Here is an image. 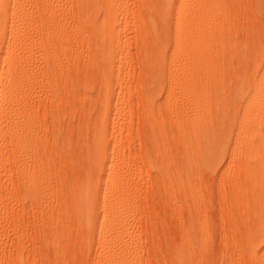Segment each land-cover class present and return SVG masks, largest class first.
<instances>
[{
    "label": "rangeland",
    "instance_id": "obj_1",
    "mask_svg": "<svg viewBox=\"0 0 264 264\" xmlns=\"http://www.w3.org/2000/svg\"><path fill=\"white\" fill-rule=\"evenodd\" d=\"M194 1V5L201 6L200 10L197 8L198 13H196L194 22L199 30V37L215 35L216 40L211 43L210 47L212 48L209 49V55L199 50L195 37L190 41V73L193 74V78L190 79V106L187 103V109L182 106L171 117L164 115V111H161L163 108H160L163 104V107L166 108V101L170 98L168 99L166 95L160 98L148 95L145 97L146 93L142 90L144 88L140 85L142 80L140 83L139 80L143 79V75H145V56L157 58L160 53H168L169 49L168 56H172L175 40L178 38L175 32L177 10H174L173 15L168 12L167 16L161 15L163 19L160 16L157 19L155 14L158 17L159 9L156 1H153L155 4L152 2L141 6L142 0H114L111 17L108 19H105L104 15L102 17L103 24H107L106 21L110 18L112 22L114 21L113 27L117 31L116 39L119 38L126 49L122 60L126 67L128 66L129 78L127 82H130L128 85L131 86L128 87L130 95L128 92L125 94L127 98L125 109L117 122L116 134L114 133V136L118 135L120 146L113 149V157L118 160L111 166L112 172H117L120 177L116 179L111 176L108 183L101 181V166L97 163L94 164L86 156L89 135L86 132L82 134L78 129L79 121L84 119L82 111L75 112L74 110L75 113L71 111L69 115L73 113L76 116L74 119L73 115L67 118L69 124L67 122L66 125L71 127L66 126L67 137L70 134L68 149L62 145L56 147L54 142L52 143L55 133L53 134L51 121L55 112L53 106L49 104L50 100H47L49 98H46L44 83H42L44 82L43 72H40L41 75H39L43 66L36 64L39 61L41 64L43 63L42 56L46 57L48 49L45 46L48 45L47 41H50L39 36L41 27H46L45 23L48 26H53L56 32H75L77 34V31H80L76 25L79 20V1L54 0L55 5L57 4L56 10L44 11V13L39 8L36 10L35 7L38 5L33 0H24L23 9L16 10L13 6L8 9L7 29L3 34H0V64L3 69L5 67L4 74L9 66L8 61L13 59H20L27 66L33 63V69L36 65L38 69H41L37 70V75L40 76H38L39 79L41 78L38 85H43L44 88H41L43 91L40 92L41 89L38 86L37 88L40 90L35 89L37 96L30 93V97L32 96L34 101L29 98L31 103L29 104H34L40 120V127L43 131L48 132L49 137L51 136L49 138L51 143H48L49 149L54 150L53 153L57 154L61 152L63 154L64 150L67 152L65 156L63 154L61 158L57 159L55 172L46 177L36 176L35 179L38 183L34 181L37 185H33L34 189L29 190L25 179H22V169L19 167L20 170L16 166L17 163H14L15 152L11 149L12 147L4 148L6 150L2 149L5 151L3 152L0 141V264H105L100 260V247L105 244L110 245L116 251V258L122 264H178L179 255L184 251L187 252L185 264H250L243 248L246 245L245 239L247 240L251 234L256 235L258 231L263 230L264 219L261 221L259 215L254 213V200H248V196L253 190L252 185H249L248 191H236L237 185L241 181L244 186L248 182L244 170L231 158L232 144H229L224 153L226 160L217 165L218 168L201 171L197 181L198 187L194 190L191 183L187 181V177L184 176L183 179L178 178L177 175L183 174L181 172L185 168L182 156L185 144L190 142V155H192L194 150L201 147V142L200 138H196L192 133L188 140L181 135L179 129L187 117H190L191 127L196 123L195 120L199 115L203 118V114L214 117L212 126L218 134L224 137H227L236 126H239L244 116L242 106L246 101L245 97L264 74V0H190L191 3ZM107 3L108 1L105 0L102 5L103 13L107 8ZM146 4L149 11H141ZM34 5L35 7H33ZM58 5L59 9L57 10ZM75 8L78 9V12ZM153 8H157L158 11ZM16 14H19L21 19L14 23L13 16ZM38 15L40 16L38 17ZM94 16L91 18L94 19ZM152 16L153 18H151ZM148 17L153 20H149ZM149 21L150 24L154 23L156 26L153 27L154 24L150 26ZM160 23L162 25H159ZM147 29L150 31L146 32ZM140 30H145L146 34L151 33L148 34L149 36L156 35L155 38H160L157 39L158 44L155 46L154 41L149 42L152 45L148 44V48H144V50L143 40L138 35ZM15 31H20V35ZM120 32H123V38L119 37ZM20 36L25 37L21 38ZM16 37H18L17 41ZM84 38L82 39L84 42L81 40L77 43L80 45L85 43L88 38ZM45 40L47 41L45 42ZM88 41L82 44V47L77 44L76 47L72 46L75 47L74 49L71 46L64 49L63 54L61 51L60 59L64 58L61 62L67 63V59L77 63L83 59L87 61ZM7 48L9 51L11 48V51L8 61H5ZM69 56L71 58H68ZM175 57L179 60L181 54H177ZM161 67H166V65L163 64ZM178 68L180 69V66ZM1 82L0 80V84ZM182 89L180 74H177L174 87V97L177 100L182 99ZM151 98H155V100H148ZM121 99H123V94L117 90L114 105ZM143 100L147 102L146 105ZM161 101L162 104H160ZM155 102L160 103L156 105ZM151 103L154 105L152 106ZM154 108L155 112L153 111V113ZM251 111H253L252 107ZM113 116L110 118L111 123H113ZM12 120L15 119L12 118L10 122ZM2 122H0V130ZM153 123H156L154 125L162 129V132H166H163L164 135H160L163 139L154 136L151 128ZM258 124L264 128V118L259 120ZM9 136L7 139H11L14 134ZM70 146H74L73 150ZM147 149L151 152H147ZM165 151L171 158L167 168L178 172L172 174L177 178L161 174L160 154ZM148 156L149 159H147ZM22 164V168L32 167L31 170L34 169L33 163L30 161L26 160ZM27 165L28 167H26ZM121 172L123 173L120 174ZM85 182L88 188L83 192L82 185L86 184ZM24 183L25 185H23ZM100 187H102L101 190ZM257 188L258 191L264 190V186ZM104 189L107 191L105 192ZM112 199L118 201V205H106ZM84 210L91 215L89 214L88 217ZM107 213H113L116 216L115 220L109 221L108 218H104ZM96 214L99 216L98 229L93 232L87 226ZM249 218H253L254 222L249 223ZM243 220H246L248 224ZM99 233L102 236L112 234V237L108 241H104L98 238ZM191 238L194 243L191 242ZM54 242L56 243L54 244ZM56 244L58 246H55ZM181 247L185 250H181Z\"/></svg>",
    "mask_w": 264,
    "mask_h": 264
},
{
    "label": "bare ground",
    "instance_id": "obj_2",
    "mask_svg": "<svg viewBox=\"0 0 264 264\" xmlns=\"http://www.w3.org/2000/svg\"><path fill=\"white\" fill-rule=\"evenodd\" d=\"M33 1H35L36 4L38 5V7H35V5L33 7H35L36 10L37 8H39V10H43V13L44 11H47V12L54 11L56 10V7H57L56 6L57 4L55 5L56 2H54V0H33ZM78 1H79L78 3H80L78 4L79 12L77 9L78 6L75 9H77V12L79 13V20L76 25L78 26L80 31L78 30L79 31L78 32L76 30L77 34L75 32H74L75 34L73 32L72 34L71 32H64V31L63 32L61 31L62 33L59 31L56 32L55 28H53V26L46 25L47 23H45L46 27H43V26L41 27L42 30L39 33V36H42V39L47 38V40H50V41L45 40V42L46 41L48 42V45H46L45 48L47 49L48 47V49L46 50L47 52L46 57L42 56L44 59L43 61L41 60L43 62L42 63L43 65L41 64L40 61L39 63L38 62L36 63L37 65L40 64V66H43L41 67L42 71H39V73L43 72L42 75L44 77H42V79H44V82L42 83H44L45 88L43 87L42 84L38 85L39 80H41V78L39 79L40 77L39 75H41V73L37 75V70H41V69L40 68L38 69L37 65H36L37 68H35L36 66L34 65L35 67L33 69L32 67L33 63H30L27 66V64H25L24 61L20 59L18 60L13 59V60L8 61V56L10 54L11 48H10V51H9V48H7V55H6L5 61L7 60L9 62L8 64L9 66L5 74H4L5 67L3 69V67L0 64V80L2 81L0 84V95L2 96V98L0 99V122L5 120L4 121L5 124L4 122H2L3 125H1V130H0V141L2 142L1 150L2 149L6 150L8 147L10 149V147H12L11 149L15 152L14 153L15 154L14 163H17L16 166L22 169V172H21L22 179L23 178L25 179L24 181L27 187H29L28 188L29 190L34 189L33 185H35V182L38 183L37 179H35L36 176L46 177L48 175H52L53 172H55L57 168L56 166L57 159L59 157L61 158L63 154L65 156L67 152L64 150L65 152L63 151V154L62 152L57 154V153H53L54 150L51 151L49 149L48 143L50 142L49 138L51 136L49 137L48 132L46 130H44L45 131L44 132L42 127H40L41 125L39 123L40 120L37 116L38 113L36 112L33 106L34 104L30 105L31 103L29 102V98L32 97V96L30 97V93L34 95L36 91L35 89H38V88L41 89L42 87L45 89L46 91L45 94L47 95L46 98H49L47 100H50L49 104L53 106V109H54L53 111L55 112V113L52 112L54 113V118L51 121L53 125V130H54L53 134L55 133L54 139L51 138L53 140L52 143L54 142V145L56 147L62 145V147L65 146L67 148V144L70 141L68 140V137L70 136V134L67 137L68 129H66V126L67 127L69 126L68 125L69 122L67 118L69 116L72 117L73 113L72 115H69L71 111L74 112L75 110L76 112L80 110L84 113V119L82 121H79L80 123L78 125V129L80 132H82V134L86 132L89 135L88 147H87L88 149H87V155H86L87 158L90 161H93L94 164L97 163L101 166V181L102 182L108 183V180L110 179L111 176H114L116 179L120 177V175L117 174V172H115L116 174L114 173V171L112 172L111 164L118 160L117 158L115 159L113 157L114 154L112 153L113 149L116 146L118 147V145L120 144V140L117 138L118 135L117 136L115 135L116 136L115 137L114 133L117 130V127H118L117 122L120 116L122 115V111L125 109V105H126L125 100L127 99L125 94H127L128 92V87H131L129 86L130 84L128 85V83L130 82H127L129 78L128 68H127L128 66L126 67L125 62H123L122 60L123 56H125L124 50L126 49H124L123 47V42L120 41L119 38L118 40L116 39L117 31H116V28L113 27L114 21L112 22V19L110 18L109 20L106 21L108 22L107 24H103L101 22L103 15L105 19H108L113 14L111 9L113 7L112 3L114 0H106L108 1L107 3L108 5L104 13H103L102 5L105 0H78ZM153 1H156V4L158 5V9H159V12H158L159 15L157 14L158 17L155 14V18L157 19L159 18V16L163 19L162 16H167L168 12H170L173 15L174 10H177V16L175 19V27H176L175 32L178 38L175 40V45L173 48L174 50H173L171 57L168 56L170 49L168 50V53H165L164 51L163 52L165 54L162 53L163 54L162 55L160 53L161 55L159 54L157 58L155 57L151 58V56L150 57L145 56L146 57L145 65H144L145 75H143L144 76L143 79L139 80V83L142 80L140 85L141 87L145 89L144 90L141 88L143 92L145 91L146 93L145 97H148V96L155 97L156 96L157 98L158 97L160 98L166 95L168 99L170 98V100L166 101V104H165L166 108L163 107L164 104L163 106L161 105L162 107L160 106L159 107L161 109L163 108V110L161 111H164L163 112L164 115L166 114L167 116L171 117L175 115L181 109L182 106L184 109H187V103L190 106V91H191L190 79L193 78V74L190 73V41L195 37L197 40V44L199 46V50H202L206 55H209V49L212 48L210 47L211 43H213L216 40V36L210 35V36H206L203 38L199 37V32H198L199 30L194 25V22H195L196 13H198V9L201 8V6L198 7L197 5H194L195 1L194 3H191L190 0H142V2H140V5L142 6L145 3L150 4ZM23 2L24 0H0V34H3L5 30L7 29L8 9L12 6L16 10H18L19 8L23 9V5H22ZM152 4H155V2H153ZM58 9H59V5H58L57 10ZM155 9L157 10V8ZM144 10L149 11L147 4L146 6H144V8H142L141 11L145 12ZM41 13L39 14L41 15ZM40 15H38V17ZM92 16H94L95 18L92 19L91 18ZM115 18H117V16H115ZM151 18H153V16ZM151 18L149 20L152 21L153 19ZM20 19H21V16L19 14H16L13 16L14 23L18 22ZM44 22L45 21H43L42 23ZM172 22L173 21L171 20V23ZM149 24H150V21H149ZM152 24H150V26ZM159 25H162V24L160 23ZM152 26L154 27L156 25L154 24ZM149 31L150 30L146 32H149ZM146 32L145 30L138 31V35H140L143 40L142 41L143 49L144 48L147 49L149 46L148 44H151L152 41H154L153 43L154 45L155 44L157 45L158 44L157 39H160V38H155L156 35L149 36L151 33H148L149 34L148 35L146 34ZM155 32H157V30ZM17 34L20 35V31H18ZM122 36L124 37L123 32H120L119 37L123 38ZM18 37H16V41ZM24 37H21V38H24ZM84 37H87L89 40V41L87 40L88 41V45H87L88 51L86 53L87 61L83 59L82 61L77 63L75 61L73 62V60L71 59H67L66 60L67 63L65 62L62 63L61 61H63L64 58L62 55L63 59L62 60L60 59L61 51L63 54L64 49L70 48L69 46L72 47L77 44L80 45V43H77V42L81 41ZM87 41L85 40V43ZM82 42L84 41L82 40ZM85 43H81L80 46L82 47V44H85ZM159 43H161V41H159ZM170 45L169 47L171 48ZM83 47L85 46L83 45ZM74 48L72 47V49ZM77 54H78V51H77ZM177 54H181V58L179 60L175 57ZM30 55L32 57L31 53ZM22 58L24 59V57ZM68 58H71V57L69 56ZM163 64H165L166 67H161V65ZM178 66H180V69L178 68ZM177 69H179V71H177ZM177 74H180V79L183 84L181 100H177L176 97H174V87H175V80H176ZM42 89L40 90V92L43 91ZM32 90L34 92H31ZM117 90H120V94H123V99L119 100L117 104L114 105L115 95H116ZM141 94H143L142 91H141ZM148 100H155V98L153 99L151 98ZM245 100L246 101L242 106V108H244V116L242 117L239 123V126H236L235 129H233V131L229 133L227 137L226 136L224 137L223 135L218 134L216 130H214V127L212 126L214 124V121H213L214 117L211 115L205 116L203 114V118L201 115H199L195 120L196 123L194 125H191V127H190V117H187L184 120V122L182 123L179 129L181 135H183V137H186L188 140H190V133H192L193 136H195L196 138H200L201 147L197 150H194L192 152V155H190V142L185 144L186 146H185L184 152L182 151L183 152L182 154H184L182 155L184 159L183 158L182 159L185 162L184 164L185 168H184V171L181 172L183 174L181 175L178 174L177 176L178 178L180 177L183 179H184V176L185 178L187 177V181H189V183H191L190 185L192 186V188L196 190L197 189L196 187H198L197 181L201 175V171L203 169L213 170L215 167H217V165L222 164L226 160V156H224V153L226 152V149L228 148L229 144H232L233 152H232L231 158L232 160L238 163V166L241 167V169L244 170V175L248 182L244 186V183L241 181V183L237 185L238 188L236 189V191L237 192H241V191L244 192V190L248 191L250 189L249 185L250 184L252 185L253 190L252 192H250L251 195L248 196V200L249 199L254 200L253 201L254 210H255L254 213L259 215V219L261 218V221H262L264 219V190L258 191L257 187L264 186V128L262 126H259L258 124L259 120H262L264 118V74L260 77V79L258 80V83L254 86V88H252L251 91L248 93V95L245 97ZM146 103L147 102H145V105ZM159 103H156V105ZM163 103L165 102L163 101ZM151 104L152 106L154 105L153 103ZM160 104H162V101ZM152 106H150L151 109H152ZM251 107L253 108V111H251ZM153 111L155 112V108L152 110V112ZM149 112L151 111L149 110ZM40 115H41V112H40ZM44 115L46 116L45 113ZM112 115H114L113 123H111L110 121V118ZM153 115L156 116L155 114ZM74 116L76 115H73V119H74ZM81 117H83V115H81ZM12 118L15 120H12L13 122L12 121L10 122ZM151 118L152 117H150V120H152ZM258 118H261V119H258ZM67 122L68 124L66 125ZM154 124L156 123H153L151 127L152 132L155 137L159 138L160 135L163 134L164 131L162 132V129L157 128L158 126ZM12 133L14 134V136H12L11 139H7V136H9V134L11 136ZM160 139H163V137H160ZM226 139L228 140L226 141ZM73 141L75 140L73 139ZM72 150L70 151V153L72 152ZM148 151L149 150L147 149V152ZM76 152H78L77 149H76ZM165 153L160 154V158L162 162L161 169H160L161 174L166 175V176H169V175L173 176L172 175L173 173L177 174L178 172L176 171L173 172L171 169L169 170L167 168V165H169L168 163L171 158H169L167 156V153L166 154ZM149 156L147 159H149ZM26 160L33 163L32 164V166H34L33 170H31L32 167L29 169L22 168V165H23L22 163H24V161ZM64 160H66V158ZM71 161H72V156H71ZM26 167H28V165ZM17 169H16V172H17ZM122 173L123 172H121L120 174ZM173 177L177 178L175 175ZM60 180H63V179H60ZM25 183L23 185H25ZM87 188H88L87 183L82 185L83 192H85L84 190L87 191ZM101 189L102 187H100V190ZM68 190H71V189H68ZM104 191L106 192L107 189H104ZM29 193H32V192H29ZM117 202L118 201H115L112 199L111 202H107L106 205H109V206L116 205V204L118 205ZM85 212L87 213V211ZM87 214H88V217H89V214L91 215V213L89 212ZM98 217L99 216L97 214L94 215L92 220L90 221L89 226H87V228L93 232L97 231L98 229V222H97ZM115 217L116 216L113 213H107L104 218H108V220L111 221V220H115ZM201 219L203 218L201 217ZM248 220L250 223L253 221V218H249ZM243 221L246 222V220H243ZM252 235L253 234H251L250 237L248 236L247 240L245 239L246 245L243 248H244L246 257H248L250 264H264V228L262 231H258L256 235H253V236ZM111 237H112V234H104L102 236L99 233L98 235V238L104 241H108ZM191 239L192 241L191 240L190 241L193 242V238ZM55 243L56 242H54V244ZM57 244L55 246H58ZM183 247L185 248V246ZM100 248H101L100 260L102 261V263L122 264V262L116 258L117 253L110 245L105 244ZM184 248L181 247V250H185ZM185 254H187V252L184 251L183 254L179 255L178 264H185L186 256H187V255L185 256Z\"/></svg>",
    "mask_w": 264,
    "mask_h": 264
}]
</instances>
